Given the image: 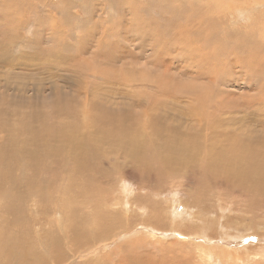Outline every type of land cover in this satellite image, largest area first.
Returning a JSON list of instances; mask_svg holds the SVG:
<instances>
[{"label": "rangeland", "instance_id": "obj_1", "mask_svg": "<svg viewBox=\"0 0 264 264\" xmlns=\"http://www.w3.org/2000/svg\"><path fill=\"white\" fill-rule=\"evenodd\" d=\"M184 16L193 19L188 30L193 31L200 19L205 24L196 34H183L182 42L176 38L169 42L151 41L161 38L168 24L185 26ZM157 22L159 28L154 25ZM204 38L208 45L202 42ZM228 49L233 54L229 57ZM235 55L242 57L238 61L241 68L234 66ZM263 61L264 0H0V103H8L9 119L11 114H19L17 109L23 112L33 104L52 115L60 97L64 98V107L69 105L68 109L74 110L83 103V91H96V99L101 102L125 104L134 114L157 104L154 115L169 116L168 107L173 109L171 115H178L188 112L189 103L195 98L187 95L197 91L206 95L203 105L212 104L207 111L221 108L224 113L226 105L229 111L221 118L228 120L232 113L237 121H245V125L258 121L255 128L264 129ZM254 63L256 67L252 68ZM179 118V122H185L180 115ZM249 142L250 139L243 144L246 153ZM107 167L103 166L104 171L113 173ZM122 171V178L101 187L111 201L96 199L93 209L84 207L81 212L91 217L102 209H118L121 186L128 189L126 202L146 210L132 207L124 214L125 217L133 212L129 224L116 228L111 241L98 245L93 254L80 258V263L123 264L113 254L119 250L121 254L137 252L143 257H154L141 264H177L178 259L181 264H264V246H260L264 245L263 230L247 233L245 238L257 231L246 246L235 245L234 240L222 241L218 235L220 224L230 226L233 220L247 219L246 211L253 208L257 212L260 202L251 199L254 208V202L251 204L244 194L240 196L239 190L233 191L224 181L206 178L199 171L179 173L164 182L161 178L159 183L129 167ZM217 193L223 206L214 202ZM150 203L155 207H150ZM4 204L0 201V229L7 210ZM172 208L176 212L174 220ZM221 211L227 219L221 218ZM149 213H157L159 222L149 223ZM263 220L258 224L263 225ZM192 221L195 226H191ZM203 226L208 235L219 239L201 240L191 235ZM229 228L225 234L245 232L244 228ZM2 241L1 245L9 243ZM195 247L206 248L217 261L202 263ZM234 252L237 257L231 262L228 257L236 256Z\"/></svg>", "mask_w": 264, "mask_h": 264}, {"label": "bare ground", "instance_id": "obj_2", "mask_svg": "<svg viewBox=\"0 0 264 264\" xmlns=\"http://www.w3.org/2000/svg\"><path fill=\"white\" fill-rule=\"evenodd\" d=\"M192 20L191 17L183 20L185 26L179 23L173 26L168 24L164 35L151 41L169 42L176 38L177 42H182L183 34L187 31L196 34L197 29L205 24L201 19H196L198 23L191 31L187 28ZM154 25L160 27L158 22ZM142 34L146 36V32ZM202 42L209 44L205 38ZM227 53L228 57L233 55L230 49ZM239 56H236L234 66L241 68L238 61L242 57ZM251 67H256L255 63ZM158 81L156 79L154 82ZM83 92L80 107L69 110V105L64 107V98L60 97L52 115L41 112L33 104L23 112L17 109L19 114H11L9 119L8 103H0V197L3 199L0 198V201L6 203L3 208L6 205L7 209L5 222L0 229V241H9L7 245H1L0 242V264H82L80 258L93 254L98 245L111 241L116 228L129 224L133 212L125 217L124 214L133 210L132 207L140 208L137 204L126 202L128 189L121 186L122 198L120 196L116 201L120 203L118 209H102L91 217L81 212L84 207L93 209L96 199L109 201L110 197L103 195L105 184L115 178H122V169L125 167L135 169L140 176L144 175L157 183L161 178L164 182L189 171H199L206 178L222 180L233 191L239 190L240 196L244 194L248 201L252 199L260 202V206L255 213L253 208L247 210L248 217L243 221L235 222L230 218L234 225L220 224L218 235L221 240H234L235 245L246 246V242L256 236L254 234L257 231H254V234L245 238L251 230L264 231V220L263 225L258 224L264 218V129L255 128L258 121L245 125V121H237L231 116L232 113L228 120L221 118L228 113L227 106L223 105L224 113L221 108L209 112L207 110L212 109V104L209 102L203 105L207 101L206 95L197 94V91L187 95L188 98H195L191 105L189 103L188 112L178 114L185 122H179L181 119L175 113L171 115L172 107H168L171 108L170 117L166 114L154 115L158 110L157 104H152L154 108L145 109L143 113L134 114L125 104L99 101L96 99V91ZM77 98L79 100V96ZM261 119L264 123L263 117ZM7 120H10V124ZM249 139V152L246 153L243 144ZM105 164L107 168H112L113 173L104 171ZM120 165L121 169H117ZM129 196L133 197L134 194ZM219 197L217 193L214 202L217 200L218 205H222ZM207 198L204 201H208ZM155 205L151 204L150 207ZM238 209H234L236 214H239ZM139 210H146V207ZM224 213L220 212L221 218L227 219ZM171 214L174 220V208ZM150 216L149 223L159 222L157 213ZM180 220L181 217L177 221ZM195 225V221H192L191 226ZM229 227L235 230L241 228V231L244 228L245 232L225 234L226 230H230ZM207 231L203 226L191 235L199 236L201 240L219 239L217 236L212 238ZM195 249L201 254L202 263L217 261L206 248ZM113 254L118 255L119 262L123 264H141L142 260H154L152 256L143 257L137 252L121 254L118 250V253ZM234 255L228 257L231 262L236 260V252ZM108 261L110 256H107ZM177 264H181V259H178Z\"/></svg>", "mask_w": 264, "mask_h": 264}]
</instances>
